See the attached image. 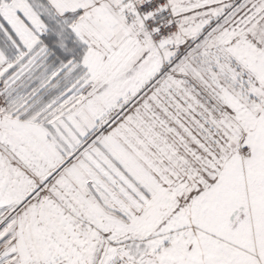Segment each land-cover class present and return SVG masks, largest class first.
I'll return each mask as SVG.
<instances>
[{"label":"snow or ice","instance_id":"obj_1","mask_svg":"<svg viewBox=\"0 0 264 264\" xmlns=\"http://www.w3.org/2000/svg\"><path fill=\"white\" fill-rule=\"evenodd\" d=\"M0 264H264V0H0Z\"/></svg>","mask_w":264,"mask_h":264}]
</instances>
